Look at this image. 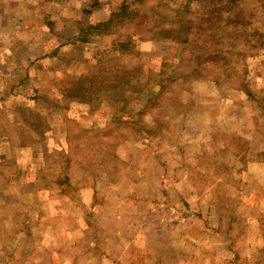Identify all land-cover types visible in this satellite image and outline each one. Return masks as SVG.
Returning <instances> with one entry per match:
<instances>
[{"label":"rangeland","instance_id":"rangeland-1","mask_svg":"<svg viewBox=\"0 0 264 264\" xmlns=\"http://www.w3.org/2000/svg\"><path fill=\"white\" fill-rule=\"evenodd\" d=\"M237 1L0 0V264H264V0Z\"/></svg>","mask_w":264,"mask_h":264},{"label":"trees","instance_id":"trees-1","mask_svg":"<svg viewBox=\"0 0 264 264\" xmlns=\"http://www.w3.org/2000/svg\"><path fill=\"white\" fill-rule=\"evenodd\" d=\"M225 1L227 5L223 8V16H227L228 18H233L232 14L235 12V14L237 15V18H236L237 20L235 22L239 21L240 15L242 14V10L235 9L236 7H238V3H237L238 1L237 0H225Z\"/></svg>","mask_w":264,"mask_h":264}]
</instances>
